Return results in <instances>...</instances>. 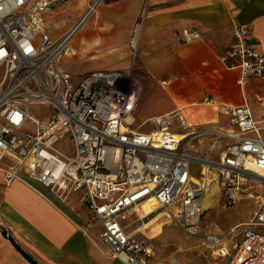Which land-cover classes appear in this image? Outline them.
Returning <instances> with one entry per match:
<instances>
[{
	"label": "built area",
	"instance_id": "1",
	"mask_svg": "<svg viewBox=\"0 0 264 264\" xmlns=\"http://www.w3.org/2000/svg\"><path fill=\"white\" fill-rule=\"evenodd\" d=\"M65 1L0 0V162H12L3 169L7 185L25 180L61 201L75 197L99 228L106 255L122 264H155V249L142 235L158 213L191 228L212 187L229 206L244 189L258 188L253 219L227 234L207 235L205 246L211 264H264V179L252 176V168L264 171V137L249 103L224 110L237 132L189 126L179 110L151 119L153 129L143 132L135 125L142 87L130 69L93 71L74 83L61 66L63 58L76 56L73 41L102 2L93 0L63 36L52 39L41 16ZM140 29L134 28L132 47ZM249 34V27L236 26L222 56L241 81L264 79V54L248 43ZM179 39L190 44L201 34L184 30ZM32 107L46 108L45 119L35 118ZM174 123L182 132L172 130ZM212 134L232 141L215 161L196 155L193 146ZM66 140L72 155L57 146Z\"/></svg>",
	"mask_w": 264,
	"mask_h": 264
},
{
	"label": "crops",
	"instance_id": "2",
	"mask_svg": "<svg viewBox=\"0 0 264 264\" xmlns=\"http://www.w3.org/2000/svg\"><path fill=\"white\" fill-rule=\"evenodd\" d=\"M78 10L73 6L57 16L49 9L41 16L46 32L50 21L68 13L75 18ZM73 24L47 33L58 39ZM137 24L140 34L132 47ZM239 25L249 27L248 43L264 54V0H102L80 48L73 46L88 70L74 78L68 69L73 59L63 58L61 66L76 83L93 71L130 69L142 87L136 119L179 110L189 126L225 127L230 118L224 110L249 103L259 122L264 79L241 81L239 71L222 61ZM184 30L199 32L201 39L183 43ZM93 47L97 54H91ZM11 163L0 162V264H32L4 232L37 264H122L86 235L89 212L75 197L61 201L43 185L25 180L7 185L3 169Z\"/></svg>",
	"mask_w": 264,
	"mask_h": 264
},
{
	"label": "rangeland",
	"instance_id": "3",
	"mask_svg": "<svg viewBox=\"0 0 264 264\" xmlns=\"http://www.w3.org/2000/svg\"><path fill=\"white\" fill-rule=\"evenodd\" d=\"M93 0H78L71 3L60 5L52 8L56 10L57 16H64L65 12L73 6L78 7L79 10L75 18L72 14L68 13L66 17L57 18L54 21H50L46 27L47 32L51 35L55 34L60 29L67 28L68 24L76 23V21L83 15L88 6ZM102 3V2H101ZM100 3V4H101ZM80 6V7H79ZM100 5L98 6V8ZM97 10L90 16L89 21L86 23L82 31L76 36L73 41V46L80 48L81 40L80 37L86 29H91L93 26L94 15ZM73 24V25H74ZM38 33L36 32V35ZM56 36V35H55ZM96 49L92 48V55L97 54ZM90 54V55H91ZM89 56V55H88ZM75 62L69 66V71L73 74L74 78H77L79 74L84 73L88 70V65L85 61H82L80 56L77 55L72 57ZM78 61V62H76ZM2 69H0V80L2 78ZM76 83V82H74ZM46 108L32 107L31 114L40 120H44V114ZM259 127L261 128L260 134L264 137V116L259 120ZM136 127H141L143 132H150L153 129L151 120H146L145 116H141L136 119ZM206 128L215 129L216 131L227 132L234 129L230 123V120L226 121L225 127H212L211 125H204ZM172 130L174 132H182V128L178 123H174ZM232 141L227 136H220L217 134L209 135L200 140L194 142V150L196 155L203 159L217 160L219 152L222 148L230 144ZM68 140L59 143L57 146L62 150H66L69 155L73 154L72 145H67ZM200 166L198 164L193 165V176L195 179L200 177ZM259 189L246 190L241 193L239 200L235 205L229 206L223 193L216 187H212L207 192V204H210L208 209H202V214L198 223L191 228H181L178 224L169 220L168 217L162 219L164 225L162 227V235L156 239H151L150 234L147 230L144 231L143 237L151 241L155 252L156 258L154 263L162 262L164 264H170L171 261H177L180 264H211L213 259L211 258V250L205 246V237L209 234H227L229 230L238 223L248 222L253 219L256 215L259 202L257 199ZM252 193L253 198H249L247 195ZM94 221L90 214L86 215L85 233L93 242L99 244V228L93 225ZM101 246V245H100ZM102 247V246H101ZM103 248V247H102ZM108 257V256H107ZM109 259H112L108 257ZM173 259V260H172Z\"/></svg>",
	"mask_w": 264,
	"mask_h": 264
},
{
	"label": "bare ground",
	"instance_id": "4",
	"mask_svg": "<svg viewBox=\"0 0 264 264\" xmlns=\"http://www.w3.org/2000/svg\"><path fill=\"white\" fill-rule=\"evenodd\" d=\"M176 139L178 140H181L183 139V134H178V136H175ZM253 170V174L252 176L257 178V179H264V171H256L254 168H252ZM207 195H205V198H204V202H203V207L202 209H208L210 208L209 205L210 204H207ZM252 198V197H250ZM150 210L152 211L153 208H150ZM150 210H147V213L150 211ZM146 213V214H147ZM145 214V213H144ZM168 217V215L166 213H158L156 216H154L152 219H150L148 222H146L144 224V231L147 230L150 234V237L151 239H156L158 237H160L162 235V227L164 225L162 219L164 217Z\"/></svg>",
	"mask_w": 264,
	"mask_h": 264
},
{
	"label": "water",
	"instance_id": "5",
	"mask_svg": "<svg viewBox=\"0 0 264 264\" xmlns=\"http://www.w3.org/2000/svg\"><path fill=\"white\" fill-rule=\"evenodd\" d=\"M4 234L9 238V240L13 243V245L18 249L19 252H21L32 264H37L33 259L28 257L21 249L16 245V243L12 240L11 236L8 234V232H4Z\"/></svg>",
	"mask_w": 264,
	"mask_h": 264
}]
</instances>
